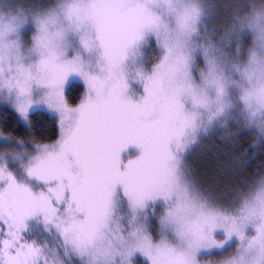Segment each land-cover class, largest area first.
I'll return each instance as SVG.
<instances>
[{
	"label": "snow or ice",
	"instance_id": "obj_1",
	"mask_svg": "<svg viewBox=\"0 0 264 264\" xmlns=\"http://www.w3.org/2000/svg\"><path fill=\"white\" fill-rule=\"evenodd\" d=\"M204 15L198 0L0 9V105L26 129L43 108L37 117L59 129L54 143L16 152L28 144L0 128L13 148L0 152V264H200L231 243L239 264H264V177L219 208L187 166L211 128L264 139V82L245 68L244 88L224 71L243 27L233 18L218 47ZM37 226L54 246L30 239Z\"/></svg>",
	"mask_w": 264,
	"mask_h": 264
},
{
	"label": "trees",
	"instance_id": "obj_2",
	"mask_svg": "<svg viewBox=\"0 0 264 264\" xmlns=\"http://www.w3.org/2000/svg\"><path fill=\"white\" fill-rule=\"evenodd\" d=\"M54 2L55 0H15L16 4H14L24 7H46ZM256 2L258 3L259 0ZM209 3L214 26L217 33H220V27L226 31L231 25L237 9H243L252 3V0H209ZM243 42L245 44L248 42L246 35L243 37ZM146 55L150 60L149 67L158 62V56L151 51ZM73 83L79 85L81 81L75 80ZM82 93L83 88L80 87L78 91L69 94L73 101L78 103ZM75 103L71 106H75ZM0 113H3L5 118V124L0 125V128H4L2 134L28 144V148L25 149L27 152H31V148L35 145L54 142L58 137L57 122L37 117V114L40 117L48 115L46 112H34L35 127L33 129H26L24 123L6 105L0 109ZM231 132L237 133V127L235 126ZM213 133L214 136L209 143H204L201 151L191 161L187 160V166L196 189L215 201L216 207L227 208L236 202L238 194L263 176L264 139L258 138L255 128H241L237 135H228L226 138L216 135L215 131ZM204 135L205 133L201 134L198 141ZM223 238L219 234L216 236L218 241ZM236 247V243H231L222 250H214L213 259H209V255L201 256L200 264L217 263L219 251H225L222 254L229 258L235 255ZM143 262V256L134 257V264H143Z\"/></svg>",
	"mask_w": 264,
	"mask_h": 264
},
{
	"label": "clouds",
	"instance_id": "obj_3",
	"mask_svg": "<svg viewBox=\"0 0 264 264\" xmlns=\"http://www.w3.org/2000/svg\"><path fill=\"white\" fill-rule=\"evenodd\" d=\"M198 3L202 5V0H198ZM234 19L237 28L243 27V31L239 33L240 50L238 54L235 52L234 41L232 45L233 51L226 57L227 63L224 66V71L234 81L247 88L249 86L248 80L241 79V73L245 68H250L253 83H256L258 80L264 82V0H259L258 3L256 0H252V3L243 9H237ZM230 27L231 25L228 29ZM225 32L222 36L225 35ZM245 35L248 37L247 44L243 42ZM222 36L216 39L218 47L220 46V38ZM233 65H238L239 70L237 71ZM230 91L239 93L241 98L237 100V103L242 106L244 104L242 99L243 89L232 87ZM234 253L235 255L221 260L219 264H239V253L236 249Z\"/></svg>",
	"mask_w": 264,
	"mask_h": 264
},
{
	"label": "rangeland",
	"instance_id": "obj_4",
	"mask_svg": "<svg viewBox=\"0 0 264 264\" xmlns=\"http://www.w3.org/2000/svg\"><path fill=\"white\" fill-rule=\"evenodd\" d=\"M15 3V0H0V9H2L5 14H7L8 10H9V7H10V4H14ZM16 4V3H15ZM14 4V5H15ZM18 5V4H17ZM47 7V6H46ZM202 7L204 9V24L205 26L207 27V29L210 31V32H214V35H215V38L216 39H219L220 36H222L224 34V29H222V27H220L219 29L221 30L220 33H217V30H216V27L214 26V23H213V18H212V14H211V5L209 3V0H202ZM25 8H28V7H25ZM15 9H13L14 11ZM24 31H28L27 29H25ZM26 46H27V43H26ZM4 105H0V109L3 107ZM8 107V106H7ZM9 108V107H8ZM11 109V108H10ZM12 110V109H11ZM36 111H43L45 112V110L43 108H38V109H35L34 112ZM21 121V120H20ZM23 122V121H21ZM58 124V122H57ZM235 126H232V127H228L226 129H220L219 127H214V128H211V130H209L208 133H205V135L203 137H201L199 139L198 142H196L195 145H193L192 147H190L188 153H187V160L188 161H191L193 159V157H195L202 149L204 143H209V141L213 138L214 136V133L213 131L216 132V135H219V136H222L224 138H226L228 135H231L233 134V132H231V130L234 128ZM8 136V135H6ZM58 137H59V129H58ZM57 137V139H58ZM15 139V138H13ZM56 139V140H57ZM15 140H18V139H15ZM55 140V141H56ZM54 141V142H55ZM54 142H51V143H54ZM46 144H50V143H46ZM40 145H44V144H40ZM208 145V144H207ZM13 148L11 146H7V145H4L3 143H0V152H3V151H12ZM16 152H24L26 151L25 149H14ZM10 170H13L14 171V168L13 169H10ZM264 177V174L263 176ZM239 195V194H238ZM237 198V196H236ZM37 234H39V239L42 240V241H47L49 243V246H54L55 244V238L54 236L52 235H49L47 233H42L40 231V228L39 226H37L34 230H33V233L30 235V239L32 238H37ZM225 251H219L217 253H219V256H218V259H217V263L215 264H218L219 261L227 258L228 256H224L222 253H224ZM214 258V254L213 255H209V259H213ZM210 262V261H209Z\"/></svg>",
	"mask_w": 264,
	"mask_h": 264
}]
</instances>
